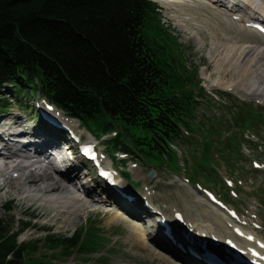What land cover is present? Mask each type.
Instances as JSON below:
<instances>
[{"label":"rangeland","instance_id":"rangeland-1","mask_svg":"<svg viewBox=\"0 0 264 264\" xmlns=\"http://www.w3.org/2000/svg\"><path fill=\"white\" fill-rule=\"evenodd\" d=\"M153 1L159 8V26L153 25L154 31H150L149 34L160 42L161 25L166 34L172 37L164 44L168 60L175 66L181 65L178 74L182 89L186 88L198 102L192 126L193 133H185L182 140L169 145L173 151L175 150L177 165L183 166V162L185 167L173 171L166 167V163L156 165L147 159H133L120 152L111 155L105 148V142L115 135L108 133L96 138L99 147H95L94 150L97 155L101 152L106 164L112 166L110 170L104 169L113 174L114 183L125 194L133 197L134 203L130 204L126 212L130 217L136 214L146 224L141 229L143 234H148L145 245L141 242L137 244L131 242L133 240L129 237L135 234L133 229L124 227L118 221L110 223L108 216L102 217L95 212L87 214L90 211L86 212L87 208L71 216V223L65 225L59 220V216L68 217L72 213L65 212V216L64 209H57V212L49 210L45 213V207H40V202L34 201L33 205L29 201L23 202L25 194L20 196L22 197L20 202L17 199L8 203L12 194L10 188L24 184V178L18 180V183L9 184L7 188L0 187V222L4 224V229L12 230L16 235V244L27 251L23 255V260H30V264H37L40 261L46 264H180L179 261L204 264V261L209 260L207 257L206 260L201 258L198 261L177 249L176 242H183L180 241L184 239L183 235L189 233L182 222L176 221V224L169 227H172L171 231L175 236L173 241L164 238V228L159 227V222L163 217L170 216L171 212L167 207L177 206L188 216L191 214L193 219H196L198 214L199 218L204 216L201 218L202 221L207 222L209 217L212 222L223 224L222 218H227V214L224 212L219 216L214 214L212 205L204 195L205 191L213 193L230 211L236 213L239 220L236 223L242 231L264 242V99L243 93L255 88L264 92V60L258 63L256 62L258 58H255L245 66L248 68L242 82L243 86H240L242 92L233 94L222 89L210 88L213 81L240 85L239 76L236 77L238 73L233 71V65L227 69L226 63L236 59L241 45H247L249 47L247 48L253 51L264 50L263 41L250 28L246 31L241 29L240 32L236 31L237 27L231 25L220 14L221 8L209 6L207 0ZM263 1L261 3L264 7ZM224 57L227 59L226 62L219 59ZM220 62L223 63L222 66ZM215 85L216 83L213 87ZM237 89L238 87L236 92ZM3 90L4 94L11 92L10 88ZM35 95L32 98L28 96L25 100L13 96L6 97L9 108L5 111L6 114L22 116L24 124L36 126L38 119L36 116L33 118L32 110L37 113L48 108L53 111L49 116L60 123L66 120L77 122L67 117L65 113L57 111L40 94ZM1 114L5 115L0 112V117L3 116ZM27 119L32 121L27 123ZM40 121L45 124L43 120ZM45 125L49 127L48 123ZM76 125L78 132L75 134L82 136V140L72 145L75 154L78 153L79 144H88L92 139V135L82 124L77 122ZM60 135L62 134H56L63 140L64 137ZM99 163L102 165L100 161ZM200 164H209L210 167L196 171ZM85 168L92 169L90 165ZM124 172L129 175L128 180L123 177ZM150 172L152 177L149 176ZM95 173L96 168H93L91 175L86 177L83 183H88L90 192L107 194L106 197L114 198V206L121 207L125 201H119L121 196L109 189V186L107 188L103 185L106 181L101 178H98L99 181L95 180ZM5 175L3 173L4 179ZM53 176L55 177L54 174ZM4 188L9 194H6ZM67 190L71 191L72 188L68 186ZM81 205L82 203H79V206ZM25 209L28 210L27 214L24 212L22 214L25 215H20ZM83 212L84 215H81ZM53 216L56 217L52 218ZM73 236L81 243L77 245L76 250L60 248L55 240H46L49 237L56 239ZM219 241L218 239L213 246H209L204 240L194 239L190 244L200 249L201 244L216 247L218 252L230 249L228 245H223V242ZM235 241L233 245L240 246L243 238L241 235L236 236ZM250 243L247 245L251 248L249 250L261 247L257 243ZM150 245L153 248L152 253L149 252ZM183 246L185 247L184 244ZM177 256L181 258L178 259Z\"/></svg>","mask_w":264,"mask_h":264},{"label":"trees","instance_id":"trees-1","mask_svg":"<svg viewBox=\"0 0 264 264\" xmlns=\"http://www.w3.org/2000/svg\"><path fill=\"white\" fill-rule=\"evenodd\" d=\"M158 13L152 0H0V112L8 96L40 94L96 137L113 132L111 155L178 171L169 145L193 133L198 102L182 89L181 65L168 60L172 37L161 25L160 42L149 34ZM46 240L68 250L81 244ZM25 252L0 222V264H30Z\"/></svg>","mask_w":264,"mask_h":264},{"label":"bare ground","instance_id":"bare-ground-1","mask_svg":"<svg viewBox=\"0 0 264 264\" xmlns=\"http://www.w3.org/2000/svg\"><path fill=\"white\" fill-rule=\"evenodd\" d=\"M173 1L168 0L167 2ZM207 1L209 2V6L211 5L212 7L215 6L217 8H221L222 12H220V14L222 15V17L229 21L231 25L237 27L236 31L238 32H240V29L246 31L248 28L245 24L252 20H255L258 25L264 27V7L261 3L262 0ZM224 24L228 26L227 23ZM258 36H260L264 45V34L261 33L258 34ZM245 43L248 44V42ZM247 47V45H241L239 47L240 50L238 49L239 53L236 54V59L230 60L226 63L227 69H229L231 65H233V71L238 73L236 77L239 76L238 80L241 82L240 85H236L232 82L226 83L222 81H213V83L210 84V88L222 89L223 91H228L233 94H237L238 92L240 93L243 91L240 86H243L242 82H244V76L247 74L246 68L248 67L245 68V66H248V63L254 60L255 58H258L256 60V62L258 63L264 60V50L255 49V51H253L252 49H248L249 47ZM219 59H222L225 62L227 61L225 57ZM234 60L236 61L234 62ZM214 65L217 66L218 64ZM220 65L222 66L223 63L220 62ZM224 71H226V68ZM217 72L221 73V71ZM261 78H258V80ZM215 83L216 85L215 87H213ZM254 83H256V81ZM250 85L253 86V83H251ZM236 86L238 87L237 92ZM243 93L249 96L260 97L264 99V92L257 91L256 88L252 89L251 91H249L248 89V91ZM52 112V109L48 108L44 109V111L40 110L37 113L32 110V114H37L39 117H41L43 114H50ZM22 119L23 122H21ZM26 121L27 123H29L32 121V119H27ZM38 121L39 120H37L36 126H30L29 124H24V118L19 115L13 116L12 113H8L0 117V160H3V166L0 167V180H2V182L0 183V187L5 186L7 188V186H10L9 184L15 182L18 183V180L24 178V184L16 185L10 188L12 194H10L9 196L11 200L8 203L14 202L17 199L20 202L22 200V197L20 196H23L25 194V197L23 196V202L29 201L31 202V205H33L35 204L34 201H38L40 202V207H45V213H47L49 210L51 212H57V209H64L65 216V212H68V214L72 213V215L68 217L66 216L61 218L62 215L59 216V220H61L62 223L65 225L68 222L69 225L71 223V216H75L78 212L85 211L87 208L86 212L90 210L87 214H92V205H102L98 207V209L102 210L105 214H107L110 223L120 220L126 222L127 224H129V227L133 229V232H135V234H132L129 237L133 240L131 242H135L136 244L138 242H141V244L143 243V245H145V241L148 240V234L145 235L142 233L143 231L141 232V229L144 227L143 225H146L144 220L140 219V217L136 214H133V217H130L126 212L130 204L134 202L128 203L126 199L120 197L118 200L125 202L121 204V207H116L113 205L115 204V202L113 201L114 198H108L106 196L103 197L99 195L98 192L96 193V191H93L92 193L89 190V185L87 183H83L84 179L91 175V171L93 170V168L91 170L82 166L79 163L78 159L72 153L74 151V149H72V145L79 142L75 141L74 137L78 140H80L82 137L75 134V132L77 131V122L74 120H62L63 123L61 124H63L69 131V133L61 132L62 135L60 136L64 137L62 141L58 136L52 134L46 128L47 126L45 124L39 123ZM97 139L95 136L92 135V139L89 141V143L94 144L98 148L99 142L97 141ZM53 155H57V157H59V167H55L50 164L51 157ZM38 156L43 157L45 159L43 160L44 162L35 160ZM98 158L99 161L103 164L104 168H112V166H108L106 164L105 157H103V154L101 152ZM45 162L49 164V166L46 165ZM3 173L6 174L5 179ZM53 174L55 175V177L53 176ZM61 182L69 183L72 187H75L76 192L72 194L69 190H67V186H65L67 188L66 189ZM117 182L120 183L118 180ZM6 188H4L3 190L6 192V194H9ZM79 203H82V205L79 206ZM7 204L5 206H7ZM211 208L214 214L216 216H219L221 212L213 206ZM24 212H26L27 214L28 210L25 209L21 211L20 215H25L22 214ZM33 214L36 215L35 212H33ZM81 215H84V212ZM54 217L56 216H53L52 218ZM212 218L214 219V217ZM141 220H143V222ZM216 221L218 220L216 219ZM222 221L223 224L208 220V227L206 228L207 233L212 232L213 235L217 237H220L218 233H224L228 236H231V233L229 232L228 228L231 230L238 229L241 237L243 238V243L241 244V247H245L244 251L246 250V248H248L247 245L251 244L250 242H254L255 244L257 243L259 244V246H261L260 248L258 247V249L256 250L260 251L261 253H264L263 241L259 240L251 234L242 231V229L237 225L236 222H232L225 218H222ZM178 239L180 238L178 237ZM180 241H183V239H181ZM185 241L189 243L187 240ZM181 243L185 244L184 242ZM194 248L197 249L195 246ZM149 249V252L152 253L153 248H151V245L149 246ZM177 258L180 259L181 257L177 256ZM192 259H194V257H192ZM179 263L194 264L184 263L182 261H179ZM198 263L199 262H197V264ZM262 264H264L263 260Z\"/></svg>","mask_w":264,"mask_h":264},{"label":"water","instance_id":"water-1","mask_svg":"<svg viewBox=\"0 0 264 264\" xmlns=\"http://www.w3.org/2000/svg\"><path fill=\"white\" fill-rule=\"evenodd\" d=\"M149 176H152V173L149 174ZM170 213V218L168 219V222H172L174 220H179L183 222V224L188 228L189 233H187L188 237H191L190 239L195 238L197 240H204L208 242H212L213 240L217 239V236L213 235V233H207L206 228L208 227L206 221H202L201 218H204V216H201L199 218V215L197 214V218L193 219L191 218L192 215L188 216L184 211H182L177 206H170L167 207ZM207 218V217H206ZM207 219L210 220L208 217ZM193 232V233H191ZM219 235V233H218ZM220 236V235H219Z\"/></svg>","mask_w":264,"mask_h":264}]
</instances>
